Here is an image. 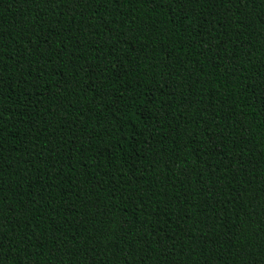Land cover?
Instances as JSON below:
<instances>
[{"label":"trees","instance_id":"obj_1","mask_svg":"<svg viewBox=\"0 0 264 264\" xmlns=\"http://www.w3.org/2000/svg\"><path fill=\"white\" fill-rule=\"evenodd\" d=\"M0 264H264V0H0Z\"/></svg>","mask_w":264,"mask_h":264}]
</instances>
